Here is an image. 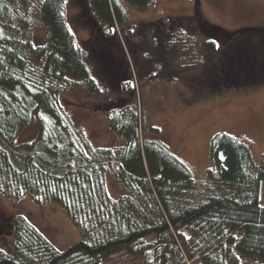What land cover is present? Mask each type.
I'll use <instances>...</instances> for the list:
<instances>
[{
	"label": "trees",
	"instance_id": "obj_1",
	"mask_svg": "<svg viewBox=\"0 0 264 264\" xmlns=\"http://www.w3.org/2000/svg\"><path fill=\"white\" fill-rule=\"evenodd\" d=\"M88 2L104 40L91 41L90 54L109 52L112 60L104 56L98 61L101 70L111 85L119 82L126 95L106 108L95 107L123 142L118 149L95 146L61 107L60 98L76 82L104 97L68 23L66 0H0V194L16 202L30 198L37 205L60 206L82 236L61 252L28 217L17 216L7 230L12 251L0 248V264H104L118 252L141 264H245V259L264 264V164L255 166L248 146L219 134L211 143L205 183H199L161 140L153 138L159 130L146 135L124 49L111 46L119 40L117 31L126 27L125 9L116 0ZM127 2L139 10L157 4ZM39 29L46 37L35 42L33 34ZM200 29L193 18H181L142 25L139 32L136 27L123 31L133 63L139 48L132 49L130 38L165 37L169 62L140 78L139 84L174 83L180 75H189L195 62L178 67V61L189 60L183 58L188 42ZM216 45L208 41L203 49L212 60L228 56L227 68L220 73L225 76L215 75L202 86L223 92L255 84L256 55L238 46ZM29 128L37 129L36 138L18 143ZM109 178L122 190L118 199L109 194Z\"/></svg>",
	"mask_w": 264,
	"mask_h": 264
},
{
	"label": "rangeland",
	"instance_id": "obj_2",
	"mask_svg": "<svg viewBox=\"0 0 264 264\" xmlns=\"http://www.w3.org/2000/svg\"><path fill=\"white\" fill-rule=\"evenodd\" d=\"M116 1L125 9L126 27L117 31L119 40L112 41L111 46L116 49L121 46L124 49L138 102L143 110L145 134L148 135L151 129L159 130V135L153 138L161 140L169 152L190 169L199 183H205L211 167V143L219 134L232 136L248 146L253 164L263 165L264 0H157L156 6L151 10L134 8L127 0ZM66 15L73 34L84 51L92 77L99 82L104 97L91 94L76 82L60 98L61 107L95 146L121 148L123 142L110 130L107 116L95 111V107L106 108L109 102L126 98V95L120 92L121 84L116 82L111 85L106 73L101 70L102 66L98 61H104V56L107 60H112L109 52H102L100 46L96 47V50L101 49L98 55L94 54L93 58L90 54L89 43L93 41L95 44H103L104 40L100 36V28L90 11L88 0H66ZM181 18H193L201 28L191 35L188 42L190 49L188 55L183 58L188 57L189 60L178 61V67L195 62V68L189 75L177 77L174 83L158 80L139 84L140 78L150 77L156 73L154 70H163L165 61L169 62L165 37L148 35L142 38L135 35L130 38L132 49L136 46L139 48L135 57L133 55V63L126 42L124 43L123 31L136 27V32H139L142 25ZM45 37L46 32L42 29L33 34L35 42H40ZM231 37L233 39H230ZM208 41L218 42L221 49L230 44V47L238 46L246 53L253 52L258 61L255 67V84L223 92H211L202 86L207 85L206 79L211 80L215 75L224 77V73L223 76L220 73L227 68L229 59L228 56L218 57L216 60L208 58L203 49ZM226 52L229 54L230 49ZM100 54L103 55L101 58ZM122 66L123 70L127 69L125 62ZM135 66L140 69L139 72ZM36 136L37 129L29 128L19 135L17 141L20 144L30 143ZM107 186L112 198L121 197L122 190L114 179L109 178ZM260 199L261 206L264 207V180ZM17 216L28 217L58 251H65L82 241L73 221L60 206L37 205L30 198H21L16 202L0 194V248L7 252H11L13 247L7 231L8 226L10 227ZM104 264H141V261L128 257L124 252H118ZM245 264L261 263L245 259Z\"/></svg>",
	"mask_w": 264,
	"mask_h": 264
},
{
	"label": "water",
	"instance_id": "obj_3",
	"mask_svg": "<svg viewBox=\"0 0 264 264\" xmlns=\"http://www.w3.org/2000/svg\"><path fill=\"white\" fill-rule=\"evenodd\" d=\"M219 158H220V160H221V161H223V160H224V158H223V155H222V154H220Z\"/></svg>",
	"mask_w": 264,
	"mask_h": 264
},
{
	"label": "snow or ice",
	"instance_id": "obj_4",
	"mask_svg": "<svg viewBox=\"0 0 264 264\" xmlns=\"http://www.w3.org/2000/svg\"><path fill=\"white\" fill-rule=\"evenodd\" d=\"M217 47H219V45H216Z\"/></svg>",
	"mask_w": 264,
	"mask_h": 264
}]
</instances>
